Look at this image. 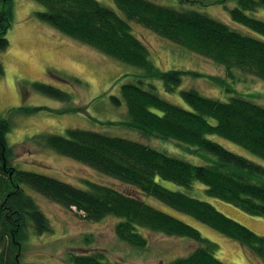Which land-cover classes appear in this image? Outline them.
<instances>
[{"label":"trees","instance_id":"16d2710c","mask_svg":"<svg viewBox=\"0 0 264 264\" xmlns=\"http://www.w3.org/2000/svg\"><path fill=\"white\" fill-rule=\"evenodd\" d=\"M44 7L36 16L63 35L119 62L144 70L138 83L122 87L130 129L143 137L157 136L184 145L208 159L196 165L180 157L122 137L69 129L66 136L41 134L36 141L59 155L88 165L120 183L107 185L86 181L78 188L44 174L16 168L7 136L11 122L0 119V264L24 263V246L31 234L52 232L49 218L25 187L75 213L87 222L116 217L117 237L136 249L149 246L148 235L186 237L197 243L188 256L169 264H227L216 256L219 246L204 238L186 222L147 203L153 197L177 212L191 216L238 242L253 257L264 261V236L227 217L210 203L171 190L162 181L192 189L206 187L208 196L264 219V166L226 149L209 138L217 135L264 160V107L240 96L229 102L205 97L195 89L181 91L189 109L163 99L150 81H162L175 93L184 77L197 73L162 71L151 60L147 45L132 30L135 22L160 38L224 67L222 88L234 92L230 81L238 74L264 82V21L248 15L264 9V0H233L231 19L253 34H245L207 14L176 9L152 0H114L118 11L99 0H33ZM226 0H219L224 4ZM13 0H0V53L10 47L7 37L13 25ZM5 73L0 62V76ZM37 92L59 100L69 96L59 89L35 83ZM116 104L118 98L113 97ZM35 111V109H30ZM32 231V232H31ZM70 264H124L109 262L101 253L70 254Z\"/></svg>","mask_w":264,"mask_h":264},{"label":"rangeland","instance_id":"374dc122","mask_svg":"<svg viewBox=\"0 0 264 264\" xmlns=\"http://www.w3.org/2000/svg\"><path fill=\"white\" fill-rule=\"evenodd\" d=\"M99 1L118 11L114 0ZM152 1L179 10L192 9L245 34H253L231 19L230 10L236 6L233 0H226L224 4L219 0ZM40 11H44V7L33 0H13L14 22L7 34L10 47L0 53V62L5 70L0 76V119L6 118L11 122L7 141L14 151L13 164L16 168L44 174L78 188H86V181L124 188L115 179L59 155L36 141L41 134L66 136L69 129L122 137L142 142L196 165L208 163V159L193 154L182 144L157 136L145 138L125 125L128 113L122 99V87L129 83L137 84L144 76V70L107 57L63 35L36 16ZM248 15L264 21V9L248 12ZM131 26L133 33L147 45L151 60L159 69L198 74H187L175 93L167 92L162 81H150L163 99L189 109L181 91L195 89L205 97L222 102H229L237 95L264 107L263 81L238 74V81L227 80L234 90L228 92L220 84L221 80L226 81L227 78L224 67L160 38L135 22H131ZM35 83L57 88L66 93L69 100L41 94L35 90ZM113 97L118 98L120 104H116ZM209 138L231 152L264 166L262 158L245 148L217 135H210ZM161 183L166 188L210 203L227 217L264 236L263 218L249 215L233 205L208 196L204 185L195 183L192 189H188L167 181L161 180ZM25 190L49 218L53 229L43 236L31 234L24 246V263L70 264V254L101 253L109 262L169 264L176 258L188 256L198 246L186 237H167L142 229V233L148 235L149 246L143 250L136 249L117 237L115 226L119 222L118 218L108 217L100 222H87L29 188L25 187ZM143 199L193 226L204 238L216 243L219 246L216 254L219 260L227 264H264V261L251 256L235 240L193 217L177 212L153 197L144 196Z\"/></svg>","mask_w":264,"mask_h":264}]
</instances>
